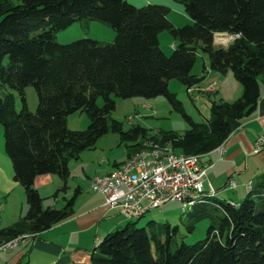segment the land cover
I'll use <instances>...</instances> for the list:
<instances>
[{
    "label": "trees",
    "instance_id": "trees-1",
    "mask_svg": "<svg viewBox=\"0 0 264 264\" xmlns=\"http://www.w3.org/2000/svg\"><path fill=\"white\" fill-rule=\"evenodd\" d=\"M173 1L183 5L192 23L176 26L168 18L170 7L159 3L0 0V123L13 179L24 187L28 205L18 220L0 226V244L37 235L74 212L81 188L64 196L63 207H43V197L34 186L37 175L57 174L64 182L57 195L68 187L69 161L93 147L110 128L128 138L146 136L140 125L126 132L117 120L109 125L108 116L116 106L114 97L166 96L183 113L189 128L182 134L161 131L146 139L184 154L211 152L224 143L234 122L256 110L258 78L264 75V0ZM92 20L112 27L113 40H56V33L74 22ZM164 30L174 40L169 55L158 38ZM216 32L235 37L228 45L217 46ZM198 50L208 56L210 69L231 70L243 87L241 96L233 101H213L210 116L202 121L185 113L168 88L173 78L187 90L200 83L203 76L192 71ZM27 86L37 93L35 112L27 105ZM6 88L19 93L20 110ZM98 97L103 98L101 106ZM75 111L88 114L86 129L68 128L66 118ZM257 179L238 203L214 194L190 207L188 231L202 218L210 219L204 238L186 243L177 240L176 225L161 226L148 220L146 226L138 227L137 219L130 220L102 238L91 255L92 264H264V173Z\"/></svg>",
    "mask_w": 264,
    "mask_h": 264
},
{
    "label": "rangeland",
    "instance_id": "rangeland-1",
    "mask_svg": "<svg viewBox=\"0 0 264 264\" xmlns=\"http://www.w3.org/2000/svg\"><path fill=\"white\" fill-rule=\"evenodd\" d=\"M128 1L137 6H142L147 3L164 4L170 7L168 18L176 26L192 23V19L186 14L183 5L179 2L173 0ZM84 23V21H77L66 29L57 32L56 40L59 42H69L82 37H91L106 42L113 40L115 31L109 25L97 20L90 21L89 25ZM222 36L227 38V40L222 41ZM215 37L214 43L217 46H226L234 39V35L227 32H222V35L219 36L221 40L217 39L218 36ZM158 38L160 47L165 54L169 55L174 44L171 34L167 30H164L158 35ZM203 62H205V67ZM209 69L208 56L201 50H198L192 71L195 74L201 71L204 72L205 77H202L200 83L189 90H187L186 86L178 79H170L168 83L169 90L174 92L176 97L181 101L184 112L195 121H202L205 117L210 116V106L213 101L221 99L233 101L242 94V84L231 70L228 71V74L216 70L210 71L209 74H207ZM214 82H216V84L214 87H211ZM6 91L14 95L15 108L16 110H20L22 101L19 93L10 88H6ZM25 97L28 108L35 112L38 100L36 90L33 86H27L25 88ZM114 98L116 106L108 116L109 125L113 120H117L121 123L122 131L124 132L130 131L131 128L136 125H140L146 129V136L144 137L140 134L137 138H128L124 137L121 132L113 131L110 128L106 134L98 139L93 147L83 150L77 159H71L69 161L70 175L66 181L68 187L66 190H59L57 195L55 193L58 188L63 186V180L55 173L37 175L34 180V186L43 197V207H63L65 202L64 196H72L77 186H80L82 189V193L75 200L77 208H80V205H87L90 201L101 198L103 195L91 186L92 178L96 174L106 175L107 172L114 171L116 169L113 168L115 164L122 160H127L128 157L135 153V150H138L139 147L136 148L137 146L135 147V145L143 141V139L145 141L149 136L157 137L161 131H175L182 134L189 128V124L185 120L183 113L174 109L168 98L164 95L148 99L141 96ZM97 104L100 106L103 104L102 97H98ZM128 116H133L132 124L128 123ZM66 120L68 128L72 130H83L90 124V118L85 111H75L69 114ZM150 141L153 144L156 143L152 140ZM170 150L173 149L170 148ZM128 152L132 153L127 157ZM175 152L177 151L175 150ZM212 161H215V158ZM221 165V163L215 164L213 170H219ZM205 182L209 187L211 186L207 179ZM255 182L256 180H253V184ZM242 192H244V190H242ZM236 203H238V201ZM27 209L28 205L25 199L24 187L13 179L12 163L4 147V127L0 123V226L3 227L12 224L18 220ZM191 210L190 208V210L185 212L179 201L171 200L161 205L151 206L138 220H136L138 217H132L131 220H136V225L138 227L146 226L148 220H154L161 226L166 223L172 227L176 225L179 230L176 235L177 240L193 243L205 237L207 228L210 225V219L208 217L202 218L195 224L192 231H188V212ZM108 216H114V219H117L125 216V213L117 208L110 212ZM6 250L8 249H0V252L2 253Z\"/></svg>",
    "mask_w": 264,
    "mask_h": 264
},
{
    "label": "crops",
    "instance_id": "crops-1",
    "mask_svg": "<svg viewBox=\"0 0 264 264\" xmlns=\"http://www.w3.org/2000/svg\"><path fill=\"white\" fill-rule=\"evenodd\" d=\"M224 40L227 38L222 36ZM203 65L206 66L205 62ZM210 71L213 70L209 69L207 74ZM196 74L205 77L203 71ZM258 80L260 98L256 110L241 122L233 123L232 132L223 143L226 148L224 158L215 161L208 168L209 172L207 170V181L216 189L215 196L220 199L241 201L247 193L248 180H255L264 173V143L260 148L256 147L257 138L264 135V75ZM215 153L208 152L205 160L213 162ZM218 163L222 164L221 168L213 170ZM230 178L236 182L234 188L226 186ZM81 193L82 189L78 196ZM74 203V212L67 218L37 235L22 237L13 248L0 252V264H92L91 255L102 238L131 220L126 215L117 219L108 216L117 208L110 209L104 205L103 196L87 205H80V208H77L76 201Z\"/></svg>",
    "mask_w": 264,
    "mask_h": 264
},
{
    "label": "built area",
    "instance_id": "built-area-1",
    "mask_svg": "<svg viewBox=\"0 0 264 264\" xmlns=\"http://www.w3.org/2000/svg\"><path fill=\"white\" fill-rule=\"evenodd\" d=\"M221 35L222 32H216L215 36L220 39ZM132 119L133 116H128V123L132 124ZM263 143L264 135H260L256 140V147L260 148ZM225 153L226 148L222 153L215 155V161L222 160ZM215 161H206L205 157L202 160H192V154L160 157V150L148 151L145 158L124 166V172L111 175L96 174L92 178L91 186L103 195L104 205L108 208H119L127 217L136 218L144 215L149 207L167 201H179L182 205L197 191L216 193L215 188L205 185L207 170ZM226 186L234 188L235 180L230 178ZM10 248L12 247L7 249Z\"/></svg>",
    "mask_w": 264,
    "mask_h": 264
},
{
    "label": "bare ground",
    "instance_id": "bare-ground-1",
    "mask_svg": "<svg viewBox=\"0 0 264 264\" xmlns=\"http://www.w3.org/2000/svg\"><path fill=\"white\" fill-rule=\"evenodd\" d=\"M147 140H149V139H146L144 141V145L142 143V145L138 148V150H135V153H133L131 156L129 155L130 157H128L127 160L120 163L118 168H116L114 171H112L110 173H107L106 175L117 174V172H124V166L131 165V163H136L139 160L145 158V156L148 154V151H159L160 150V157H169L171 155H175V156H189V155H191V154L178 153V152H175L174 150H169L167 148V146L160 145L159 143L153 144L150 140L149 141H147ZM222 150H225L223 143L218 145L212 151H216L217 154H220V153H222ZM206 154L207 153L192 154V160H202ZM214 194L215 193L212 191H197L196 194L191 195L188 199H186L182 203L183 211H185L187 208L194 205L195 203L202 201L203 198H206L208 196H214ZM19 239H20V237L14 238V239H11L9 241H6V242L0 244V249H7L8 247H14Z\"/></svg>",
    "mask_w": 264,
    "mask_h": 264
},
{
    "label": "water",
    "instance_id": "water-1",
    "mask_svg": "<svg viewBox=\"0 0 264 264\" xmlns=\"http://www.w3.org/2000/svg\"><path fill=\"white\" fill-rule=\"evenodd\" d=\"M215 35H216V33L214 34V42H215ZM235 37V36H234ZM257 179V178H256ZM255 179V180H256ZM258 180V179H257ZM251 186H253V180L252 179H250L249 181H248V184L246 185V189H248V188H250Z\"/></svg>",
    "mask_w": 264,
    "mask_h": 264
}]
</instances>
